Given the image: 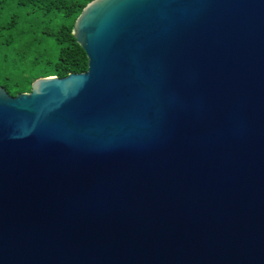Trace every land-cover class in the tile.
<instances>
[{"label": "water", "instance_id": "water-1", "mask_svg": "<svg viewBox=\"0 0 264 264\" xmlns=\"http://www.w3.org/2000/svg\"><path fill=\"white\" fill-rule=\"evenodd\" d=\"M87 70L0 86V264H264V0H91Z\"/></svg>", "mask_w": 264, "mask_h": 264}, {"label": "trees", "instance_id": "trees-1", "mask_svg": "<svg viewBox=\"0 0 264 264\" xmlns=\"http://www.w3.org/2000/svg\"><path fill=\"white\" fill-rule=\"evenodd\" d=\"M90 1L0 0V86L16 95L38 77L86 71L72 28Z\"/></svg>", "mask_w": 264, "mask_h": 264}]
</instances>
